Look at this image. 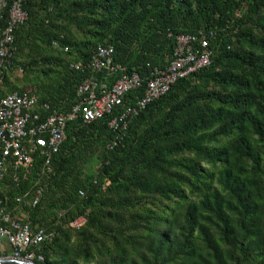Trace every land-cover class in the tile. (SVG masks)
Segmentation results:
<instances>
[{
	"label": "trees",
	"instance_id": "16d2710c",
	"mask_svg": "<svg viewBox=\"0 0 264 264\" xmlns=\"http://www.w3.org/2000/svg\"><path fill=\"white\" fill-rule=\"evenodd\" d=\"M12 3L0 4V35ZM23 7L28 19L15 28L18 50L0 93L27 91L60 112L79 100L99 45L114 46V63L125 69L118 73L145 78L171 63L180 34L206 33L213 52L208 66L176 81L124 132L109 126L112 114L74 119L48 166L36 155L19 182L9 171L7 208L52 233L37 262L264 264V0ZM18 68L21 84L11 79ZM144 86L130 95H143ZM80 216L86 224L72 227Z\"/></svg>",
	"mask_w": 264,
	"mask_h": 264
},
{
	"label": "built area",
	"instance_id": "2783aa9c",
	"mask_svg": "<svg viewBox=\"0 0 264 264\" xmlns=\"http://www.w3.org/2000/svg\"><path fill=\"white\" fill-rule=\"evenodd\" d=\"M23 2L13 0L8 24L0 35V89L4 87L5 74L18 50L15 28L28 19ZM206 36V33L178 35L171 63L165 68H155L147 78L136 72L118 73L125 69L114 63V46L99 45L89 63L92 74L78 86L79 100L67 112L51 108L47 103L41 104L37 95L27 91L0 93V256L43 261L42 245L52 237L46 228H33L30 222L5 205L4 180L9 171H13L14 181L19 182L21 176L27 177L33 170L36 155H40L48 166L66 139L67 124L74 119L82 118L90 123L112 114L109 126L124 132L131 119L147 104L168 92L180 78L211 63L213 52ZM195 43L200 49L195 47ZM76 67L80 68L81 63ZM100 73L104 74L103 78H100ZM144 84L143 95H130L131 90ZM109 183L106 180L104 188ZM28 195L26 192L16 199L22 202ZM38 199L37 196L34 204ZM86 222V217L80 216L71 220L70 225L81 228Z\"/></svg>",
	"mask_w": 264,
	"mask_h": 264
},
{
	"label": "water",
	"instance_id": "95a60500",
	"mask_svg": "<svg viewBox=\"0 0 264 264\" xmlns=\"http://www.w3.org/2000/svg\"><path fill=\"white\" fill-rule=\"evenodd\" d=\"M0 264H40V263L22 257L7 255V256H0Z\"/></svg>",
	"mask_w": 264,
	"mask_h": 264
},
{
	"label": "rangeland",
	"instance_id": "374dc122",
	"mask_svg": "<svg viewBox=\"0 0 264 264\" xmlns=\"http://www.w3.org/2000/svg\"><path fill=\"white\" fill-rule=\"evenodd\" d=\"M22 76H23V71L20 70V68L18 69H14L13 72H12V81L18 83V84H21V79H22Z\"/></svg>",
	"mask_w": 264,
	"mask_h": 264
}]
</instances>
